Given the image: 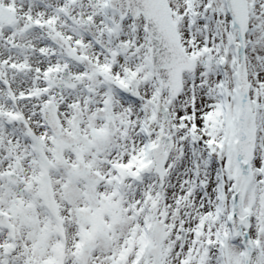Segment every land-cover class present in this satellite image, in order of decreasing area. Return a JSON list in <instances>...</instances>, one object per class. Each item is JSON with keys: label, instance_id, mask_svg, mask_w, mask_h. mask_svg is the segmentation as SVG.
I'll return each instance as SVG.
<instances>
[{"label": "snow or ice", "instance_id": "1", "mask_svg": "<svg viewBox=\"0 0 264 264\" xmlns=\"http://www.w3.org/2000/svg\"><path fill=\"white\" fill-rule=\"evenodd\" d=\"M0 264H264V0H0Z\"/></svg>", "mask_w": 264, "mask_h": 264}]
</instances>
